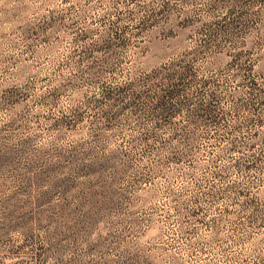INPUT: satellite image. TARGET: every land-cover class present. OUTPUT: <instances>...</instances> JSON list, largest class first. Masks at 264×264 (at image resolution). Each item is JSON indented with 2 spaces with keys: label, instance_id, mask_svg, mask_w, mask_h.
<instances>
[{
  "label": "rangeland",
  "instance_id": "374dc122",
  "mask_svg": "<svg viewBox=\"0 0 264 264\" xmlns=\"http://www.w3.org/2000/svg\"><path fill=\"white\" fill-rule=\"evenodd\" d=\"M0 264H264V0H0Z\"/></svg>",
  "mask_w": 264,
  "mask_h": 264
}]
</instances>
